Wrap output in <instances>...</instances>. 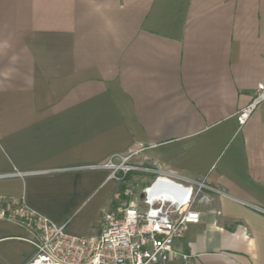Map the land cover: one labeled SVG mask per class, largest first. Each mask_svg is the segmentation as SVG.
I'll list each match as a JSON object with an SVG mask.
<instances>
[{"label": "crops", "instance_id": "obj_1", "mask_svg": "<svg viewBox=\"0 0 264 264\" xmlns=\"http://www.w3.org/2000/svg\"><path fill=\"white\" fill-rule=\"evenodd\" d=\"M259 83L264 0H0V199L99 234L117 188L102 164L142 147L222 192L175 248L264 264V101L236 118ZM30 238L0 216V264L27 262Z\"/></svg>", "mask_w": 264, "mask_h": 264}, {"label": "built area", "instance_id": "obj_2", "mask_svg": "<svg viewBox=\"0 0 264 264\" xmlns=\"http://www.w3.org/2000/svg\"><path fill=\"white\" fill-rule=\"evenodd\" d=\"M263 101L264 83H259L250 102L237 111V121L245 122ZM126 154H112L102 164L109 169V178L119 179L117 172L124 175L137 168L126 163ZM115 159L120 163L114 164ZM150 171L155 175L142 187L136 201L120 208L118 218L104 213L99 234H69L66 222H53L21 204L12 215L0 210V216L17 220L29 231L34 253L24 264H196L194 256L175 248L174 242L183 237L189 225L199 223L200 206L222 192L202 179L185 180Z\"/></svg>", "mask_w": 264, "mask_h": 264}, {"label": "rangeland", "instance_id": "obj_3", "mask_svg": "<svg viewBox=\"0 0 264 264\" xmlns=\"http://www.w3.org/2000/svg\"><path fill=\"white\" fill-rule=\"evenodd\" d=\"M142 151L133 150L130 154H126L127 161L131 166H137L135 169H131L126 174L122 175L120 172L116 173V176L119 179H116L117 188L115 189V194L112 196L110 204L105 211H102L100 214V218L102 219L104 213H110L115 218H118V214L120 213V208H123L127 205L130 201H136V198L139 195L140 190L144 185H146L152 177L155 175L151 168L141 157ZM120 159L113 160L114 164H119ZM154 174V175H152ZM123 185L122 195L121 192L118 190V187ZM128 190L130 193H125ZM5 211L8 212L9 215H12L15 210L18 209V204L16 202H12L6 206H3ZM95 212V211H93Z\"/></svg>", "mask_w": 264, "mask_h": 264}, {"label": "trees", "instance_id": "obj_4", "mask_svg": "<svg viewBox=\"0 0 264 264\" xmlns=\"http://www.w3.org/2000/svg\"><path fill=\"white\" fill-rule=\"evenodd\" d=\"M123 188H124L123 185L121 187H118V190L121 192V195H122ZM122 197H123V195H122ZM11 203H12L11 201L0 199V210H3L5 215H7L8 212L5 211V208H3V206H6V205L11 204Z\"/></svg>", "mask_w": 264, "mask_h": 264}]
</instances>
